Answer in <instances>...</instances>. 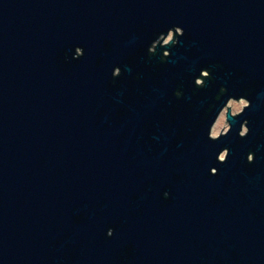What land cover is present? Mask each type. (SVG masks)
Returning a JSON list of instances; mask_svg holds the SVG:
<instances>
[{"label":"water","instance_id":"95a60500","mask_svg":"<svg viewBox=\"0 0 264 264\" xmlns=\"http://www.w3.org/2000/svg\"><path fill=\"white\" fill-rule=\"evenodd\" d=\"M0 264H264V0H0Z\"/></svg>","mask_w":264,"mask_h":264},{"label":"rangeland","instance_id":"374dc122","mask_svg":"<svg viewBox=\"0 0 264 264\" xmlns=\"http://www.w3.org/2000/svg\"><path fill=\"white\" fill-rule=\"evenodd\" d=\"M174 37V32H170L165 38H161L160 41H167L172 40ZM200 82V81H199ZM246 105V101L241 99L238 101L230 100L227 102L226 106L223 108L221 113L219 114L218 118L216 119L215 123L212 126V133L213 134H221L225 132L228 129V125L225 121V112L229 111V107H231V113L234 111H241V109ZM245 131L244 128H242V133ZM223 154H221V158L223 157Z\"/></svg>","mask_w":264,"mask_h":264},{"label":"flooded vegetation","instance_id":"af4514ba","mask_svg":"<svg viewBox=\"0 0 264 264\" xmlns=\"http://www.w3.org/2000/svg\"><path fill=\"white\" fill-rule=\"evenodd\" d=\"M152 51V50H151Z\"/></svg>","mask_w":264,"mask_h":264}]
</instances>
